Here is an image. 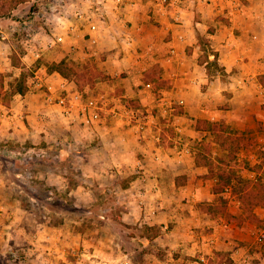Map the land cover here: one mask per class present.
<instances>
[{"label":"crops","instance_id":"crops-1","mask_svg":"<svg viewBox=\"0 0 264 264\" xmlns=\"http://www.w3.org/2000/svg\"><path fill=\"white\" fill-rule=\"evenodd\" d=\"M47 19L33 34L36 57L88 64L101 76L80 89L56 71H36L24 94L7 104L0 97V146L55 148L83 180L72 184L59 172L48 178L51 185H63L81 207L100 198L88 185L92 180L121 209L113 216L106 207L81 230L35 220L29 237L0 175L1 231L11 228L17 247L34 254L36 264H218L221 252L228 264L244 260L236 247V236L249 239L244 225L202 206L210 204L215 180L196 163L191 137L197 118L220 117L237 130L256 128L264 118V0H70ZM60 34L63 40L51 44ZM3 49L7 61V43ZM210 64L218 65L215 73L208 72ZM61 93L73 103L72 123L58 104L47 102ZM95 94L109 100L99 122L86 127L78 101ZM222 102L225 108H215ZM137 160L144 177L136 172ZM4 167L0 162V173ZM118 216L124 227L149 233L125 232Z\"/></svg>","mask_w":264,"mask_h":264},{"label":"rangeland","instance_id":"rangeland-1","mask_svg":"<svg viewBox=\"0 0 264 264\" xmlns=\"http://www.w3.org/2000/svg\"><path fill=\"white\" fill-rule=\"evenodd\" d=\"M68 1L70 0H0V55L4 53V43H7V51L9 52L7 61L4 56L0 57V97L4 103L9 102L14 96L9 99V82L19 75L20 68L15 66L17 61H20L28 69L26 72L27 90L29 84L33 85L35 72L47 69V64L53 62L47 61L44 57H36L33 49L39 42L33 38V34L36 33L37 27L48 20L47 17L51 13L63 8V5ZM205 55L206 53L203 56ZM203 56H200L199 59H202ZM207 67L210 73H215L218 69V65L214 64ZM108 82L110 80L105 75L103 83L108 84ZM97 88L100 89L101 86ZM131 104L136 105L133 101ZM226 105L222 102L217 104L215 108H225ZM212 107L214 108V106ZM262 108L264 109V105ZM202 120L226 123L220 117L217 119L197 118L193 122L196 136L191 137L193 139L191 144L196 160L203 164L207 160L215 162L218 157L222 156L231 164V169H234L235 172L234 179L224 191L214 194L210 201L211 207L215 206L214 210L217 213L220 206H223L238 216L237 220H227L238 224V226L244 225L241 230L249 234L247 240L245 234L240 238L236 236V247L242 250L240 255L250 258L252 264H264V202L254 204L251 207V214L254 218L245 219L242 216L247 210L248 203L257 200L256 196L253 195L257 184H264V118L256 123V128L247 127L249 128L247 135L255 138V144L248 148H239L234 157L227 156V151H224L215 141V134L204 129L205 124ZM198 123L202 127L198 128ZM7 149L0 146V162H3L5 166L0 175L8 180L6 184L8 188L6 189L11 194V199L15 198L14 203L17 204L18 214L22 220L20 222L26 227L29 237H33V230L36 228L35 220L44 225L46 223L56 226L71 225L75 229L81 230L86 224H91L97 218L96 214L101 211L104 212L106 207H109L113 216L118 214L117 212L121 209L119 203L111 197L105 200L103 194L100 193L101 190L92 180L88 181V185L94 188L100 198L89 204L81 205V207L74 204L73 193H68V189L63 185L59 187L51 185L50 179L56 175L59 177V172L67 173L72 184L83 180L76 164L68 162L71 167L68 168L67 162L56 157L55 148L42 152L22 146L17 148L14 146L13 151L11 148ZM206 178L212 182L215 180L214 178ZM11 181L13 182L11 183ZM243 188L245 189L242 191ZM34 194L45 195V197L34 200L32 198ZM241 196L245 202L242 201ZM88 206L92 209V213L87 212ZM202 206L207 207V204ZM76 221L80 222L75 223ZM248 223L254 225L255 228L251 229L247 225ZM120 227L125 232L138 235L149 233V230H144L143 227L137 225ZM2 228L3 224L0 225V264H36L37 261L33 258L34 254L24 257H17L12 254V250L17 247V240L14 238V234L9 232L11 228L9 230L5 227L4 232L1 231ZM12 228L15 229L14 225ZM257 235H263L261 240L256 239ZM70 256L71 259L75 257L73 254ZM227 256V253H218L216 262L228 264L230 258Z\"/></svg>","mask_w":264,"mask_h":264},{"label":"trees","instance_id":"trees-1","mask_svg":"<svg viewBox=\"0 0 264 264\" xmlns=\"http://www.w3.org/2000/svg\"><path fill=\"white\" fill-rule=\"evenodd\" d=\"M15 66L20 68L19 75L15 77L13 80L9 82L10 90H9V99L14 94L20 93L24 94L27 91L26 84V72L28 69L24 66L20 61L15 63ZM47 71L53 72L56 71L60 75L73 79L80 89H83L84 85L89 84L92 85L95 82V78L101 76V73L98 72L95 68L90 67L88 64L79 65L74 60L61 59L59 61H53L47 64ZM8 102H6L7 104ZM205 124L204 129L210 130L215 134V141H217L220 147L227 151V156L234 157L235 152L239 148H248L255 144V138L253 136H248L249 128H245L243 130L233 129L230 125L223 122H210L207 120H202ZM197 127H202L199 123ZM196 163L202 164L196 160ZM202 165H205L208 169V172L205 174L208 178H214L215 182L212 185V192L214 194H219L229 185V183L234 179L235 172L234 169H231V164L226 161V159L222 158V156L218 157L216 161L207 160ZM245 188L242 189V191ZM256 196L257 200H253L248 203L247 210L244 212L242 216L245 219H252L254 216L251 214V207L254 204H260L262 201L264 202V184L259 183L256 186L255 192L253 194ZM41 197H45V195L34 194V200L39 199ZM242 201L243 200L241 196ZM247 202V201H246ZM215 206L211 207V204H207V207H203L206 211L211 213L212 215L224 216L228 220H237L238 216H235L231 212L225 209V207L220 206L219 211L216 213L214 210ZM115 221L119 223V226H126L124 223L120 221L119 216L115 218ZM262 264V263H259Z\"/></svg>","mask_w":264,"mask_h":264},{"label":"built area","instance_id":"built-area-1","mask_svg":"<svg viewBox=\"0 0 264 264\" xmlns=\"http://www.w3.org/2000/svg\"><path fill=\"white\" fill-rule=\"evenodd\" d=\"M119 1V0H117ZM161 4H164L166 3L168 0H158ZM77 17L78 18H83V13H77ZM71 30H72V26H69L65 33L64 34H69L71 33ZM64 34H60V35H57L54 37V39L51 41V44H56L57 42H60L63 40V36ZM108 97H106L105 95L103 94H95V95H89L88 97H84L82 99H80L78 102V107H77V114H78V117L80 118V123L86 127H91L93 126L94 124L98 123L99 122V119H100V113L102 112L103 110V107L105 106L106 102L108 101ZM106 101V102H105ZM49 104L51 103H56L60 106L61 108V114L66 117V118H69L71 120L70 123H72L73 121V116H72V113H73V110H72V107H73V103L70 101V98L67 94H64V93H61L60 95H58L57 97H52L51 95H49L48 97V101H47ZM179 104L182 103V100H180L178 102ZM137 118L139 119V117L137 116ZM145 122L146 120L141 118L140 121H138L139 123V126L138 128L140 130H143L145 129ZM136 172L141 176V177H144V174H145V170L143 169L142 167V163L140 160H137L136 162ZM261 237L262 236H256V239H260L261 240ZM12 254L14 256H17V257H24L26 255V248L24 247H15L13 250H12ZM243 259H247L248 257L247 256H243L242 257ZM242 260L241 262H235V264H242L243 261Z\"/></svg>","mask_w":264,"mask_h":264}]
</instances>
